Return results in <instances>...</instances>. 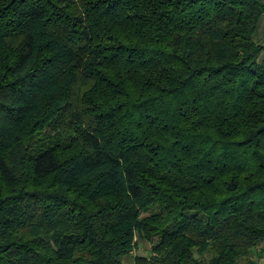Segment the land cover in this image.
<instances>
[{"label":"trees","instance_id":"16d2710c","mask_svg":"<svg viewBox=\"0 0 264 264\" xmlns=\"http://www.w3.org/2000/svg\"><path fill=\"white\" fill-rule=\"evenodd\" d=\"M262 18L0 0V264H261Z\"/></svg>","mask_w":264,"mask_h":264},{"label":"rangeland","instance_id":"374dc122","mask_svg":"<svg viewBox=\"0 0 264 264\" xmlns=\"http://www.w3.org/2000/svg\"><path fill=\"white\" fill-rule=\"evenodd\" d=\"M264 1V0H263ZM260 35H262V38H264V19L262 18V20L260 21ZM257 38H258V36H257ZM147 246H146V244H143V243H141L140 245H139V248H138V251H140V252H142V253H146L147 252ZM258 258H259V256H258ZM259 263H261V264H264V258H262V257H260L259 259Z\"/></svg>","mask_w":264,"mask_h":264}]
</instances>
